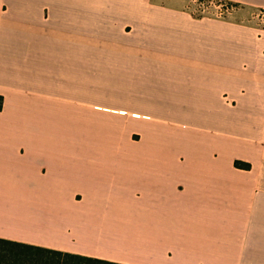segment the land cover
<instances>
[{"label": "crops", "instance_id": "0c3cea01", "mask_svg": "<svg viewBox=\"0 0 264 264\" xmlns=\"http://www.w3.org/2000/svg\"><path fill=\"white\" fill-rule=\"evenodd\" d=\"M184 7L0 0V239L264 264V30Z\"/></svg>", "mask_w": 264, "mask_h": 264}, {"label": "trees", "instance_id": "16d2710c", "mask_svg": "<svg viewBox=\"0 0 264 264\" xmlns=\"http://www.w3.org/2000/svg\"><path fill=\"white\" fill-rule=\"evenodd\" d=\"M235 167L242 166L235 162ZM0 264H117L97 258L33 247L0 239Z\"/></svg>", "mask_w": 264, "mask_h": 264}, {"label": "rangeland", "instance_id": "374dc122", "mask_svg": "<svg viewBox=\"0 0 264 264\" xmlns=\"http://www.w3.org/2000/svg\"><path fill=\"white\" fill-rule=\"evenodd\" d=\"M184 8L195 18H224L239 10H246L248 20L253 21L258 29L264 30V10L245 9L244 7L224 0H183ZM164 128L169 133L187 131L182 127L171 125Z\"/></svg>", "mask_w": 264, "mask_h": 264}]
</instances>
